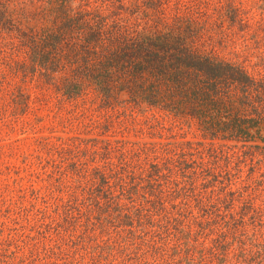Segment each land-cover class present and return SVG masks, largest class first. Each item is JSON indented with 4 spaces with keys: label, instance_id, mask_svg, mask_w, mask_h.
<instances>
[{
    "label": "rangeland",
    "instance_id": "obj_1",
    "mask_svg": "<svg viewBox=\"0 0 264 264\" xmlns=\"http://www.w3.org/2000/svg\"><path fill=\"white\" fill-rule=\"evenodd\" d=\"M5 1L33 30L48 20L49 0ZM78 1L117 7L118 20L130 29L191 22L198 48L264 78V0ZM26 58L16 36L0 31V264H264L261 158L242 160L229 176L218 172L213 191L197 184L193 191L207 207L196 208L193 199L192 207H179L186 208L183 241L169 227L152 234L138 230L125 248L114 229L102 233L87 226L78 213L86 208L87 176L108 161L141 166L180 143L195 148L201 132L195 121L158 109L106 107L91 90L66 99L52 83L18 70ZM100 134L120 150L84 153ZM192 153L198 161L201 155Z\"/></svg>",
    "mask_w": 264,
    "mask_h": 264
},
{
    "label": "trees",
    "instance_id": "obj_2",
    "mask_svg": "<svg viewBox=\"0 0 264 264\" xmlns=\"http://www.w3.org/2000/svg\"><path fill=\"white\" fill-rule=\"evenodd\" d=\"M48 5V20L33 30L0 0V31L14 34L27 53L19 71L52 83L66 99L91 90L106 107L127 104L193 120L203 139L195 148L180 143L141 166L106 162L85 178L87 203L78 213L93 231L114 229L125 248L138 230L152 234L169 227L183 241L186 229L180 223L186 208L179 207L192 199L196 208L207 207L201 193L193 191L197 184L213 191L218 172L229 176L242 160H264V78L198 48L191 22L130 29L111 5L91 7L75 0H49ZM100 136L85 144L84 153L120 150ZM192 151L201 155L198 161ZM119 154L122 160L127 155Z\"/></svg>",
    "mask_w": 264,
    "mask_h": 264
}]
</instances>
